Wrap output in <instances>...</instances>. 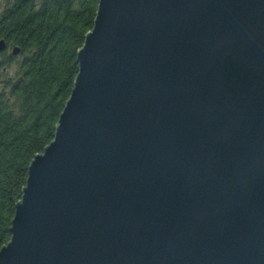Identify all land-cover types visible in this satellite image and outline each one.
<instances>
[{
	"label": "water",
	"instance_id": "95a60500",
	"mask_svg": "<svg viewBox=\"0 0 264 264\" xmlns=\"http://www.w3.org/2000/svg\"><path fill=\"white\" fill-rule=\"evenodd\" d=\"M78 62L0 264H264V0H99Z\"/></svg>",
	"mask_w": 264,
	"mask_h": 264
},
{
	"label": "trees",
	"instance_id": "16d2710c",
	"mask_svg": "<svg viewBox=\"0 0 264 264\" xmlns=\"http://www.w3.org/2000/svg\"><path fill=\"white\" fill-rule=\"evenodd\" d=\"M0 248L29 166L55 137L99 0H0ZM20 49L13 54V49Z\"/></svg>",
	"mask_w": 264,
	"mask_h": 264
},
{
	"label": "rangeland",
	"instance_id": "374dc122",
	"mask_svg": "<svg viewBox=\"0 0 264 264\" xmlns=\"http://www.w3.org/2000/svg\"><path fill=\"white\" fill-rule=\"evenodd\" d=\"M1 3H2V2L0 1V10H1V8H2V5H1Z\"/></svg>",
	"mask_w": 264,
	"mask_h": 264
}]
</instances>
